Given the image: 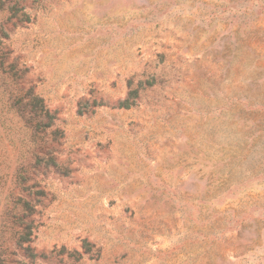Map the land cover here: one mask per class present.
I'll return each mask as SVG.
<instances>
[{
  "label": "rangeland",
  "instance_id": "374dc122",
  "mask_svg": "<svg viewBox=\"0 0 264 264\" xmlns=\"http://www.w3.org/2000/svg\"><path fill=\"white\" fill-rule=\"evenodd\" d=\"M0 264H264V0H0Z\"/></svg>",
  "mask_w": 264,
  "mask_h": 264
},
{
  "label": "trees",
  "instance_id": "16d2710c",
  "mask_svg": "<svg viewBox=\"0 0 264 264\" xmlns=\"http://www.w3.org/2000/svg\"><path fill=\"white\" fill-rule=\"evenodd\" d=\"M31 100L34 101L35 103H36V101H37V102H40V100H38V99H37L36 97H34V96L31 98ZM38 111H39V112H42L43 110H42L41 108H38ZM45 115H46V114H45Z\"/></svg>",
  "mask_w": 264,
  "mask_h": 264
}]
</instances>
